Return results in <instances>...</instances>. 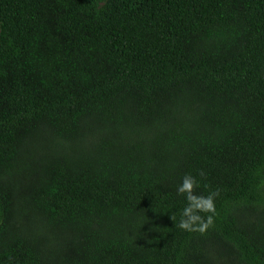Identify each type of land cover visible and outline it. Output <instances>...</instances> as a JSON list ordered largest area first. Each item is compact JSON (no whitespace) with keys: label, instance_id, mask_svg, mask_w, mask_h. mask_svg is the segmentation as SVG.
Segmentation results:
<instances>
[{"label":"trees","instance_id":"obj_1","mask_svg":"<svg viewBox=\"0 0 264 264\" xmlns=\"http://www.w3.org/2000/svg\"><path fill=\"white\" fill-rule=\"evenodd\" d=\"M100 2L0 0V264H264V0Z\"/></svg>","mask_w":264,"mask_h":264},{"label":"clouds","instance_id":"obj_2","mask_svg":"<svg viewBox=\"0 0 264 264\" xmlns=\"http://www.w3.org/2000/svg\"><path fill=\"white\" fill-rule=\"evenodd\" d=\"M198 186L196 178L189 174L183 177L177 187V194L183 196L187 203L181 212L179 223L175 226L184 231L204 234L214 224L215 199L219 193L216 191L210 192L207 196L197 195Z\"/></svg>","mask_w":264,"mask_h":264},{"label":"rangeland","instance_id":"obj_3","mask_svg":"<svg viewBox=\"0 0 264 264\" xmlns=\"http://www.w3.org/2000/svg\"><path fill=\"white\" fill-rule=\"evenodd\" d=\"M102 1H103V0H101L100 5L103 3Z\"/></svg>","mask_w":264,"mask_h":264}]
</instances>
